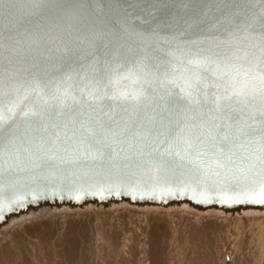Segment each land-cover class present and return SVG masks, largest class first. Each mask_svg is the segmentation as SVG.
Returning <instances> with one entry per match:
<instances>
[{"label":"snow or ice","instance_id":"snow-or-ice-1","mask_svg":"<svg viewBox=\"0 0 264 264\" xmlns=\"http://www.w3.org/2000/svg\"><path fill=\"white\" fill-rule=\"evenodd\" d=\"M121 194L264 205V0H0V220Z\"/></svg>","mask_w":264,"mask_h":264},{"label":"rangeland","instance_id":"rangeland-1","mask_svg":"<svg viewBox=\"0 0 264 264\" xmlns=\"http://www.w3.org/2000/svg\"><path fill=\"white\" fill-rule=\"evenodd\" d=\"M0 239V264H264V232L176 217L48 220Z\"/></svg>","mask_w":264,"mask_h":264},{"label":"water","instance_id":"water-1","mask_svg":"<svg viewBox=\"0 0 264 264\" xmlns=\"http://www.w3.org/2000/svg\"><path fill=\"white\" fill-rule=\"evenodd\" d=\"M108 3L109 0H103ZM151 215L176 217V224L193 223L196 226L209 224L229 228L230 231L254 232L264 229V205L220 203L202 204L187 197L151 200L148 198L133 200L131 196H86L80 201L59 198L40 199L29 202L25 207L6 212L0 220V239L9 240L15 231L34 223L44 224L48 220H93L115 221L122 216L145 218Z\"/></svg>","mask_w":264,"mask_h":264},{"label":"crops","instance_id":"crops-1","mask_svg":"<svg viewBox=\"0 0 264 264\" xmlns=\"http://www.w3.org/2000/svg\"><path fill=\"white\" fill-rule=\"evenodd\" d=\"M254 232L253 233H256L257 229L253 230ZM257 232H261L260 230L257 231ZM263 232H264V229H263Z\"/></svg>","mask_w":264,"mask_h":264}]
</instances>
